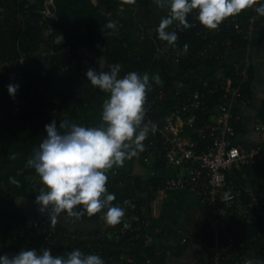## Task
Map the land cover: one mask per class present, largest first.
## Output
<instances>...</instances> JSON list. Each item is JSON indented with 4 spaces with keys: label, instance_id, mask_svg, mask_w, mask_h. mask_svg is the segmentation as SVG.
<instances>
[{
    "label": "trees",
    "instance_id": "obj_1",
    "mask_svg": "<svg viewBox=\"0 0 264 264\" xmlns=\"http://www.w3.org/2000/svg\"><path fill=\"white\" fill-rule=\"evenodd\" d=\"M43 1L37 0L30 3L29 0H0V61H17L20 53H39L44 45H52L57 51L63 47L70 49L67 59L63 58L64 54L58 53L44 60H39V58L34 60L31 66L27 67L21 82L18 81L19 88L15 96L8 95L0 100V109L2 103H11L15 97L20 99L28 97L33 102L36 101V109L33 112H27L19 105L14 106L16 110L14 114L11 111L0 110V161L14 150L17 139L32 123L37 124L34 131L36 137L46 138L45 125L48 123L45 117L54 111H64L74 100L70 72H64L67 76L65 74L60 76L59 73L73 60L78 66L81 64H85L88 68L92 66L91 61L79 51H90L95 56L109 60L113 64H120L124 75L131 71L140 74L147 72L151 84L147 99L153 100L159 92L168 96L164 102H157L151 115L152 121L161 125L165 122L166 116L176 111L180 103L186 102L190 94L198 91L202 95L203 102L201 109L196 112L197 115L199 114V120L195 127L199 128L202 120H208L220 103V92L209 94V89L218 84L221 76L230 77L236 83L233 63L229 61V56L245 49L246 42L243 40V35H237L233 26H226L225 20L217 30H209L199 20L194 19V13L197 10H193L187 16L189 28H184L178 21H174L166 29L169 32H176L178 36L175 44L169 45L166 41L159 39L158 27L144 26L126 20L124 16L129 11L122 13L119 8L121 4L131 5L150 15L156 12L155 0H136L135 4H127L124 0H55L59 20L54 26V35L49 39L50 42L46 43L43 36L46 25L39 23ZM260 4H264V0H261ZM165 14L170 15L169 8H166ZM240 15H245V10L240 12ZM108 21H114L116 28H104ZM262 22L263 16L260 15L254 32L253 47L260 45L263 41ZM59 36H64L66 40L64 45L56 44ZM228 41L231 44L228 45ZM164 47H169L168 52L159 56L158 52ZM177 54H182L178 62H176ZM13 70L14 68L10 67L0 72V89L5 87ZM43 71H46V74ZM156 74L160 76L162 84L158 85L151 79ZM253 77L252 66L250 79L252 80ZM178 84L180 85L177 86ZM30 94L33 95L29 97ZM45 94L50 98L45 97ZM242 95L251 99L250 84L244 87ZM55 97L59 99L58 103L55 102ZM88 112L89 107L84 105L75 108L72 112V123L86 127L83 118ZM239 114L240 109H235L234 115ZM258 118L264 122V103ZM241 123L240 118L236 123L238 140H235L234 144L243 145L245 148L254 146L255 143L248 145V143L243 144L239 141V134L244 131ZM188 136L195 139L197 134L189 132ZM151 138L152 133H149L145 141L149 142ZM134 159L135 156L127 161H135ZM140 163L142 164L141 161ZM118 171L120 176H127L129 181L136 182V186H131L129 183L118 190L109 186L108 173H111V169L106 173L108 192L115 195L113 206H119L125 210V217L121 224L115 227L107 225L102 219L103 212L91 217L85 213L80 217L82 221L98 224L97 230L92 231H71L60 224L53 225L44 218L29 224L23 210L0 199V240L3 248L5 249L8 240L11 241L10 245L15 246H39L44 242L46 236L44 230L47 228L61 234L54 245L53 255H66L73 249H79L85 255L100 256L105 264H166L168 255L180 257L190 243L188 239L186 244H181L182 240L186 236L188 238L193 236L177 227L179 219L175 213V206L180 205L187 192L171 193L170 204L162 206L161 216L154 221V228L149 231L152 237L150 241L146 239L144 233L139 238L133 235L124 238L104 235V232L110 233L124 224L127 198L133 196L137 190L148 186L149 183L156 184L160 180H148L131 172L119 169ZM254 174L255 180L252 179ZM243 175H248L251 187L260 192V188L257 187L264 185V180L261 179L264 175V162L257 166H245L240 171L232 170L227 173V181H232L236 185L243 183L242 187L248 186L244 183L247 181ZM39 180L35 170H26L11 174L2 181L5 189L12 195L31 198L35 201L42 189ZM196 199L199 202V199ZM14 222H17V225H14ZM234 222L239 227L240 234L247 241L259 245L254 226L246 224L237 216L234 217ZM156 229H160L161 232L157 234ZM73 234L80 236L87 234L96 238L91 241L76 242L70 238ZM210 248L206 245L203 250L209 252ZM126 257H130L132 262H128ZM254 259L256 263L258 260L264 261V254Z\"/></svg>",
    "mask_w": 264,
    "mask_h": 264
},
{
    "label": "built area",
    "instance_id": "obj_2",
    "mask_svg": "<svg viewBox=\"0 0 264 264\" xmlns=\"http://www.w3.org/2000/svg\"><path fill=\"white\" fill-rule=\"evenodd\" d=\"M29 1L33 3L35 0ZM260 2L261 0H258L256 5L246 9L245 15L239 13L225 19L226 26H233L237 35H243V40L246 42L243 50L247 52H250L253 47L256 23L260 18L256 8L259 7ZM194 14V19L198 20V11ZM40 15L39 23L46 25L43 31L44 40L49 43V39L55 32L54 26L59 20L55 0H44ZM227 44L231 42L228 41ZM58 53L64 54L63 58L67 59L70 49L63 47L57 51L52 45H44L39 53H20L17 61H0V72L10 67L18 68L17 80L21 82L27 67L31 66L34 60L38 58L44 60ZM79 53L91 61L92 66L89 68L97 69V71H109L110 66L114 65L90 51H79ZM181 55H176V62ZM98 61L103 63L102 69L99 68ZM252 66L253 61L248 54L243 61L233 62L236 83L230 77L221 76L218 84L209 89V94L220 92V103L208 120H202L199 128L195 125L199 120V114L197 115L196 112L203 106L200 92L195 91L190 94L186 102L180 103L176 111L168 116L162 125L153 122L151 115L157 102H164L168 96L159 92L153 100H146L145 123L149 127L154 124L156 130L150 132L152 138L149 142L143 141L144 150L139 152L134 160L141 161L146 167H171L176 168L178 172L175 176L161 179L156 184L149 183L148 186L137 190L133 196L127 198L124 224L127 223L129 227L125 228L123 224L110 233L104 232V235L123 238L133 235L139 238L144 233L146 239L150 241L152 237L149 231L154 228L156 220L155 202L162 201L164 195L173 192H187L199 199L200 204L211 214L215 230H222L229 242L227 248L216 245L210 248L209 252L203 250L202 258L197 264H245L247 260L254 261V258L264 254V193L249 185L242 187L227 181V173L232 170L240 171L245 166H257L264 162V122L262 120L258 119L254 126V132L258 137L254 146L245 148L243 145L234 144V141L238 140L236 123L240 120V115L236 116L234 112L235 109L246 107L250 103V100L243 97L242 93L244 87L251 83L250 69ZM89 68L85 64L78 66L73 60L69 66L62 68L59 74L63 76L66 75L64 72L73 70L85 76ZM43 73L46 74V71ZM120 76H124L122 70ZM32 95L30 94L29 97ZM55 102L58 103L59 99ZM14 103L27 112H33L36 109L34 102L28 97L18 99ZM0 110L11 111L12 114L16 112L10 105H4ZM189 132L197 134V137L191 138L188 136ZM108 175L109 186L118 190L129 183L131 186H136L134 180L129 181L127 176H120L118 169H112ZM235 216L255 227L259 245L251 244L240 234V229L234 222ZM14 225H17V222H14ZM44 232L46 234L44 242L34 247L10 245L11 241L8 240L4 249L0 240V255L9 254L11 256L21 250L30 249H36L39 252L42 248H49L53 251L61 234L47 228ZM155 232L158 234L161 230L156 229ZM70 238L76 242H82L91 241L96 237L87 234L82 236L73 234ZM188 239L186 236L181 244H186ZM125 259L132 262L130 257Z\"/></svg>",
    "mask_w": 264,
    "mask_h": 264
},
{
    "label": "clouds",
    "instance_id": "obj_3",
    "mask_svg": "<svg viewBox=\"0 0 264 264\" xmlns=\"http://www.w3.org/2000/svg\"><path fill=\"white\" fill-rule=\"evenodd\" d=\"M124 2L135 4L136 0ZM155 2L160 8L170 9V15L161 19L158 37L174 45L178 40L177 33L166 29L174 21L189 28L187 16L193 10L198 11V20L204 27L217 30L225 19L251 8L258 0ZM256 11L264 16V4H260ZM104 28L115 29L116 23L108 21ZM98 64L99 68L104 67L100 61ZM121 67L120 64H114L109 71L89 68L85 73L92 86L109 94L102 106V124L84 127L64 120L57 127L53 120L45 125L46 138L26 162V166L35 169L44 185L35 198L38 211L46 213L53 225L62 213L79 219L85 213L91 217L103 212L102 219L113 227L121 224L125 217L123 208L113 206L115 195L108 192L106 173L114 166L122 167L125 160L143 151V141L150 132H155L156 126L153 124L149 127L145 123L144 106L151 89L149 74L131 71L121 77ZM151 79L158 85L162 84L158 74ZM7 88L9 95L14 97L19 85L9 84ZM124 227L129 225L125 223ZM0 264H105V261L98 255H85L79 249H73L66 255H53L51 249L42 248L39 252L30 249L11 256L0 255ZM245 264L255 262L247 260Z\"/></svg>",
    "mask_w": 264,
    "mask_h": 264
},
{
    "label": "crops",
    "instance_id": "obj_4",
    "mask_svg": "<svg viewBox=\"0 0 264 264\" xmlns=\"http://www.w3.org/2000/svg\"><path fill=\"white\" fill-rule=\"evenodd\" d=\"M158 8L159 7L157 6L156 12L150 15L145 14L144 11H142L141 9H136V12L143 13L141 16H143L144 14L146 16L144 19H142V21L145 22L144 26L159 27L162 18L157 16L159 14ZM165 10L166 8H164V14H162L164 15V17H166ZM262 31H263V41L260 45L252 47L250 52H247L246 50H240L229 56L230 57L229 61L232 63L236 61L239 62L243 61L248 54L251 56L253 61L254 77L250 83V90L252 97L250 99V103L246 107L240 108V114H239L242 121L241 124L243 125V130H244L239 134V141L243 144L248 143V145L257 143L258 141V137L254 132V126L256 121L259 119L258 114L264 103V16L262 22ZM168 50L169 47H164L162 50L158 52V54L165 55L168 52ZM17 74H18V68H14V70L9 76V80L7 81L5 87L3 89H0V100L9 95L7 88L9 84H17V85L19 84L17 80ZM70 75L74 89V100L69 103V105L64 109V111L62 112L54 111L49 113L45 117V120L47 121L48 124L51 121L55 120L57 123V127H59L60 122L64 120L72 123L73 110L79 107L80 105H84L89 107L88 114L83 118L86 123V127L100 126L102 124L101 113H102L103 102L106 99H108L109 94L92 86L86 77L79 75L73 70L70 72ZM179 85L180 84H178L177 86ZM46 96L50 98V96L45 94V97ZM55 98H56L55 100H58L57 97ZM18 99L20 100L19 97L18 98L15 97L13 102L8 104L2 103L1 106L10 105L14 109V106L18 105L15 104L14 102ZM35 103L36 101L34 100V104ZM36 127L37 124L32 123L28 127V129L24 132V134L17 139L14 150L10 154H8L7 157H5L0 161V199L6 202H10L14 204L16 207L23 210L26 214V219L29 224H32L33 222L41 218H44L48 221L50 220L46 213L42 214L38 211L39 206L35 203L33 199L17 197L15 195H12L9 191L5 189L2 180L7 176H10L11 174H14L16 172L35 170L34 168L26 166V162L32 156L33 150L38 148L39 144L45 138L42 137V139H40L36 137V135L34 134ZM13 155L15 156L14 159L11 158ZM112 169H119L122 171L131 172L133 174L142 176L148 180L149 179L161 180V179L171 178L175 176L178 172L176 168L146 167L143 166L138 161H127V160H125L122 167L114 166ZM243 178L247 181L244 182L245 184H250L249 183L250 179L248 175H243ZM252 179L253 180L256 179L255 174ZM261 179L264 180V175L261 177ZM39 182L41 188H43L44 185L41 183L40 180ZM228 183H233V182L230 181ZM242 184L243 183L240 184L238 183L237 185L243 186ZM257 188H260L261 190L260 192L264 193V185L262 187H257ZM201 207L202 208L198 207L199 211L197 210L198 213L195 214L197 216L194 215L195 216L194 219L197 217L198 220L201 219L205 224L213 227L211 214L205 209V207L203 206ZM189 208H190L189 212H193L194 207L191 206ZM159 217L160 215L156 214L155 219L158 220ZM57 224H60L61 226H64L65 228H68L71 231L74 230L92 231V230H97L98 227V224L94 222H85L82 221L80 218L77 219V218L67 217L66 214H61ZM197 227L201 228V225L196 224L195 228ZM189 242L190 243L188 244L187 249L180 257H175L174 255H168L166 258V264H197L202 258L203 247H206L207 244L204 242V240H201L200 238H197L194 235L189 237ZM255 261L256 259H254V262ZM255 264H264V261L258 260L257 263L255 262Z\"/></svg>",
    "mask_w": 264,
    "mask_h": 264
},
{
    "label": "rangeland",
    "instance_id": "obj_5",
    "mask_svg": "<svg viewBox=\"0 0 264 264\" xmlns=\"http://www.w3.org/2000/svg\"><path fill=\"white\" fill-rule=\"evenodd\" d=\"M35 1H37V0H35ZM30 2V1H29ZM120 8V10L122 11V13L124 12V11H129L125 16H124V18L126 19V20H130V21H132L133 23H139V24H145V22H143L142 21V19H144L146 16H145V14L143 15V16H141L143 13H138V12H136V9H135V7H133V6H131V5H126V4H121V6L119 7ZM158 10H159V14L157 15L158 17H161V18H163L164 17V15H162V14H164V8H158ZM141 16V17H140ZM159 56H163V55H161V54H158ZM176 70H177V68H176ZM175 71V70H174ZM172 73H174V72H172ZM247 185H249V186H251V184H247ZM170 196H172V194H167V195H164L163 196V200L162 201H158L157 200V202H155V204H154V211H156V214L158 215H160L161 216V209H162V206L165 204H170V202H171V200L169 199L170 198ZM183 198H184V200L183 201H181V203H180V205H176L175 206V213H176V216L178 217V219H179V225H177V227L180 229V230H182L183 231V229H184V224H185V219H186V216H188V212H189V207H194V210H193V212H194V214H197L198 213V211H199V209H198V207L199 208H202L201 206V204L197 201V199H196V197L195 196H193V195H189V194H185L184 196H183ZM168 199V200H167ZM198 210V211H197ZM203 215V214H202ZM172 226V225H171Z\"/></svg>",
    "mask_w": 264,
    "mask_h": 264
},
{
    "label": "water",
    "instance_id": "obj_6",
    "mask_svg": "<svg viewBox=\"0 0 264 264\" xmlns=\"http://www.w3.org/2000/svg\"><path fill=\"white\" fill-rule=\"evenodd\" d=\"M65 43H66V40L64 36H59L56 39V44L58 46L64 45ZM194 217H191L190 215L186 216L184 229H183L184 231H187L188 233L196 236L197 238L204 240V242L207 245H209L211 248H214L216 244L218 245V247H221V248L228 247L229 242L225 234L222 232V230L218 229L216 231L214 227L205 224L203 220L201 219L198 220L197 217L195 218V224H200L201 228H198V227L193 228L192 226L186 223V221L188 222L190 219L191 220L194 219Z\"/></svg>",
    "mask_w": 264,
    "mask_h": 264
},
{
    "label": "flooded vegetation",
    "instance_id": "obj_7",
    "mask_svg": "<svg viewBox=\"0 0 264 264\" xmlns=\"http://www.w3.org/2000/svg\"><path fill=\"white\" fill-rule=\"evenodd\" d=\"M188 215H190L191 217H194L195 214H194V212H189ZM186 223L189 224L190 226H192L193 228H195V225H196L195 219H192V220L190 219L188 222L186 221Z\"/></svg>",
    "mask_w": 264,
    "mask_h": 264
}]
</instances>
